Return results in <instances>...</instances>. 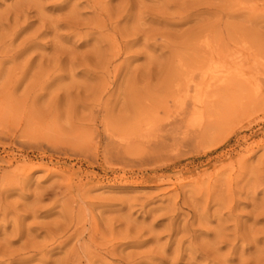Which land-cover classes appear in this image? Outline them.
I'll return each instance as SVG.
<instances>
[{"label":"rangeland","instance_id":"rangeland-1","mask_svg":"<svg viewBox=\"0 0 264 264\" xmlns=\"http://www.w3.org/2000/svg\"><path fill=\"white\" fill-rule=\"evenodd\" d=\"M0 264H264V0H0Z\"/></svg>","mask_w":264,"mask_h":264},{"label":"bare ground","instance_id":"bare-ground-1","mask_svg":"<svg viewBox=\"0 0 264 264\" xmlns=\"http://www.w3.org/2000/svg\"><path fill=\"white\" fill-rule=\"evenodd\" d=\"M212 80V79H211ZM215 81V80H214ZM189 86V85H188Z\"/></svg>","mask_w":264,"mask_h":264}]
</instances>
